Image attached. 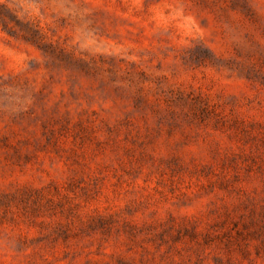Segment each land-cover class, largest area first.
<instances>
[{"label":"rangeland","instance_id":"374dc122","mask_svg":"<svg viewBox=\"0 0 264 264\" xmlns=\"http://www.w3.org/2000/svg\"><path fill=\"white\" fill-rule=\"evenodd\" d=\"M0 264H264V0H0Z\"/></svg>","mask_w":264,"mask_h":264}]
</instances>
